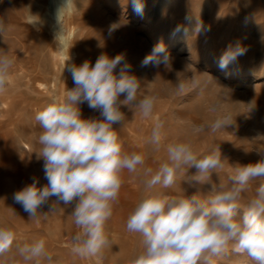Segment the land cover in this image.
<instances>
[{
	"label": "rangeland",
	"instance_id": "1",
	"mask_svg": "<svg viewBox=\"0 0 264 264\" xmlns=\"http://www.w3.org/2000/svg\"><path fill=\"white\" fill-rule=\"evenodd\" d=\"M90 1V7L74 21L78 38L76 64L87 60L94 65L102 54H123L130 74L141 80L138 99L145 95L157 98L151 116L145 118L139 109L123 107V122L113 125L123 151L143 154L145 163L135 173L125 170L121 174L119 197L105 223L109 244L95 257L80 258L72 253V237L80 231L70 215L75 202L66 207L56 204L52 197L35 218H29L14 200V193L34 179L39 180L38 186L47 183L43 160L38 156L42 129L35 115L53 97L63 99L66 88L74 87L62 62L58 43L61 37L44 25L45 20L55 19L63 0H42L38 8L32 9L29 6L34 0H0V55L14 59L8 84L0 91V228H10L15 233L12 248L0 256V264H25L17 246L41 238L51 262L42 259L27 264H129L143 250V243L139 234L126 230V221L148 194L145 181L150 175H145V170L151 169V174L158 170L167 160L169 144L190 142L200 158L219 150L222 167L211 175L196 174L195 168H181L172 187L157 185L151 190L168 195L198 193L206 198L214 194L210 192L212 187H229L237 167L264 158V0H145L142 16L133 12L130 0ZM147 9L155 14L149 16ZM198 24L203 26L202 31L197 30ZM178 27L180 31H176ZM161 42L170 55L168 65L142 66L144 57ZM237 45L245 53L222 70L218 66L220 55L229 46ZM220 72L231 76L222 78L227 84L224 91L205 77L220 76ZM259 73H263L261 79L252 82V76ZM183 82L188 85H183L181 91L177 85ZM186 93L187 97L181 96ZM79 107L83 118L99 117V112L87 103ZM224 116L231 118L225 129L195 130ZM157 121L164 125L159 146L150 143ZM255 126L263 131H257ZM261 183L264 180L250 182L239 201L241 207L255 197ZM213 264L255 262L233 252L230 246L225 256L213 258Z\"/></svg>",
	"mask_w": 264,
	"mask_h": 264
},
{
	"label": "clouds",
	"instance_id": "2",
	"mask_svg": "<svg viewBox=\"0 0 264 264\" xmlns=\"http://www.w3.org/2000/svg\"><path fill=\"white\" fill-rule=\"evenodd\" d=\"M133 12L142 16L145 0H130ZM68 0H66L67 5ZM58 11V22H59ZM178 27L176 31H180ZM197 30L203 26L198 24ZM0 31L3 26L0 25ZM239 45L229 46L219 57L223 70L245 53ZM170 55L161 42L142 60V66L168 65ZM14 59L0 55V91L9 81ZM74 87L66 88L63 99L53 97L35 115L42 129L39 135L44 178L24 186L14 193L29 218H35L52 197L55 203L68 207L75 202L70 215L80 230L73 237L72 253L80 258L99 255L108 244L105 223L111 217L113 204L123 184L122 173L137 172L145 157L137 152H125L115 124L123 122L121 109H139L143 117L152 115L156 97L145 95L138 99L141 80L130 74V66L123 54L109 57L100 55L95 64L84 61L80 65L68 64ZM65 69V68H64ZM117 69L119 71L117 72ZM177 87L182 91L183 84ZM123 97V99H121ZM87 103L99 112L98 118H83L79 105ZM229 116L218 118L207 127L212 132L225 129L231 123ZM163 122L152 128L150 143L159 146ZM221 153L198 157L190 142H177L167 146V160L154 174L145 170L150 178L145 181V195L128 215L126 230L142 237L143 250L129 264H213L214 257L225 256L231 250L244 254L255 264H264V183L256 189L255 197L241 207L239 201L250 182L264 180V158L236 168L229 187H212L214 193L206 198L200 195L176 196L151 191L157 185L167 189L174 185L178 171L195 168L196 174L211 175L222 167ZM199 182L198 180H196ZM15 240L10 228H0V256L7 254ZM19 257L30 261L52 257L46 251L44 239L17 246Z\"/></svg>",
	"mask_w": 264,
	"mask_h": 264
},
{
	"label": "bare ground",
	"instance_id": "3",
	"mask_svg": "<svg viewBox=\"0 0 264 264\" xmlns=\"http://www.w3.org/2000/svg\"><path fill=\"white\" fill-rule=\"evenodd\" d=\"M42 0H34V2L32 4H30V8H38L40 6ZM113 1V0H112ZM156 1V0H155ZM163 1V0H162ZM165 1V0H164ZM168 2H172L173 0H166ZM90 0H68L67 5L66 4V0H63V4L62 6L56 11V14L54 15L55 19L51 20V19H47V17L44 21V25L49 28L50 30H56V33L58 32L60 37L58 43L61 45L62 47V53H63V57H62V62L64 66H67L68 64H76V53L77 51L75 50V46L76 43L78 42V38L75 37V25H74V21L75 18L78 14L84 13L86 11V9H88L90 7V5L93 3ZM104 2V1H103ZM116 2V1H115ZM102 6V4H101ZM123 6V5H122ZM157 7V6H156ZM161 6H158V9H160ZM59 12V22H58V11ZM106 10V9H105ZM145 12V11H144ZM157 12V11H156ZM44 13V12H43ZM148 13L149 16H153L154 11L153 10H149L147 9L146 14ZM158 13V12H157ZM236 14V13H235ZM238 14V12H237ZM21 15V14H20ZM46 15V14H45ZM108 15V14H107ZM111 15V14H110ZM159 15V14H158ZM47 16V15H46ZM53 17V16H52ZM148 17V16H147ZM93 18V17H92ZM136 19V18H135ZM133 19V20H135ZM33 20V18H32ZM51 20V22H50ZM29 21V20H28ZM114 21V20H113ZM88 22V21H87ZM145 24V23H144ZM52 25L53 28H52ZM136 26V25H135ZM150 27V26H149ZM79 30V29H78ZM80 31V30H79ZM80 36V35H79ZM154 43V42H153ZM56 45V44H55ZM78 47V46H77ZM151 49V48H150ZM51 51V50H50ZM52 53V52H51ZM42 64V63H41ZM78 65V64H76ZM43 67V66H42ZM225 72V71H224ZM224 72H220L219 75L220 76H215V75H207L205 74L207 77V80H205V82L207 81L208 83L210 82L211 84L214 85H219V89H221L222 91H224L225 89V85H227L226 83H224L222 80V78H230L231 76L228 75L227 73ZM66 73V72H65ZM67 74V73H66ZM263 73H259L255 76H252V78H254V80H252V82H255L259 79H261L259 76H262ZM71 76V75H70ZM189 77V76H188ZM204 77V78H205ZM69 78V77H68ZM245 78L240 79L241 81H244ZM240 81V82H241ZM40 82V81H39ZM187 82V81H186ZM206 82V83H207ZM151 83V82H150ZM189 83V81H188ZM41 84V83H40ZM183 85H188L185 82L182 83ZM191 85H194L191 84ZM210 85V84H209ZM227 87V86H226ZM54 88V87H53ZM41 89V88H40ZM221 92V91H220ZM186 94H181V96H183L184 98L187 97ZM183 98V99H184ZM189 98V97H188ZM177 101V100H176ZM169 106V105H168ZM173 110V109H172ZM172 112V111H171ZM235 114V113H234ZM250 114V113H249ZM250 118V117H249ZM239 121V120H238ZM257 121V120H256ZM263 126V125H262ZM256 127V126H255ZM257 131L262 132V128L261 127H256ZM264 133V132H262ZM261 134V133H260ZM123 148V147H122ZM243 257V256H242ZM239 260V259H238ZM243 260V259H242Z\"/></svg>",
	"mask_w": 264,
	"mask_h": 264
}]
</instances>
